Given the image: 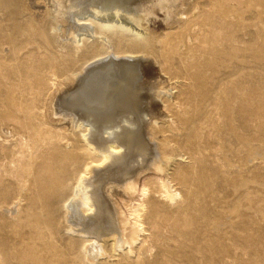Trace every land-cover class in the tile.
Returning a JSON list of instances; mask_svg holds the SVG:
<instances>
[{"label":"bare ground","instance_id":"1","mask_svg":"<svg viewBox=\"0 0 264 264\" xmlns=\"http://www.w3.org/2000/svg\"><path fill=\"white\" fill-rule=\"evenodd\" d=\"M35 1L42 12L32 11ZM1 2L0 14L13 7L20 19L0 25V134L13 139L0 136V264H96L132 254L148 242V211L159 228L160 199L176 204L186 197L176 185L194 187L195 169L169 173L184 151L202 157L201 140L213 135L220 149L227 119L239 140L250 141L239 159L262 142L264 0ZM160 12L167 25L156 35L148 24ZM45 20L56 31L53 43L69 52L50 50ZM137 55L153 58L158 80L150 82L151 64ZM226 78L251 137L237 125L236 106L222 107ZM215 85L220 90L212 95ZM172 107L175 119L156 130ZM183 130L184 141L165 137ZM157 133L163 139L152 146ZM211 156L225 174L235 167L226 154Z\"/></svg>","mask_w":264,"mask_h":264},{"label":"rangeland","instance_id":"2","mask_svg":"<svg viewBox=\"0 0 264 264\" xmlns=\"http://www.w3.org/2000/svg\"><path fill=\"white\" fill-rule=\"evenodd\" d=\"M9 1L11 0H5V3L9 4ZM0 3H2L1 0ZM34 4L35 8L32 11L36 10L35 13L42 12L43 9L41 8H44V5L36 1ZM14 11L15 8L13 7L4 9L3 13L0 14L1 26H14L20 19V17L11 15ZM163 14L165 15L164 12L158 13L153 23L148 24L150 32L156 35L164 33L167 18ZM23 16L25 19L30 17L29 13H25ZM48 22V20H45V23L42 24V36L52 43L50 50L56 54L69 52L70 47L61 51L53 43L56 31L48 27ZM155 29L156 31H154ZM95 40L93 39L89 43ZM82 52L84 51L81 50L79 54ZM109 54V57H114L112 52ZM136 57L143 59L145 56L137 55ZM136 57H134V60ZM144 59L151 64L150 82L153 83L156 79L158 80V75L160 74L158 73L159 66L151 61L153 58L145 57ZM92 64L91 62L85 64L84 68ZM230 80V78H226L222 83L228 89L227 96L222 98V107L236 106L237 125L240 126V130L242 128L246 134H249L252 129L249 133L247 132L249 125L245 122V116L240 114L239 106L242 104H240L239 93L229 85ZM183 83L181 82L177 87L179 88ZM218 88L217 85L211 88L212 95L219 92L220 89ZM178 93H180L179 89H175L171 99L176 100ZM169 100V97L163 96L164 102ZM161 103L160 100H155V104L163 109ZM162 109L161 111H163ZM170 111L173 112L163 113V117L166 120L160 118L156 130L167 129L168 121L175 119L173 114L177 113V111L174 107ZM116 116H118V113ZM116 116L115 122L119 123L120 120H116V118L119 117L120 119L122 115ZM145 117L147 115L143 117L144 121L149 119V116L147 119ZM229 124L228 119L222 123L220 133L224 136L220 149L217 148L214 135L211 137L206 136L201 140L202 157L193 155L189 151H184L182 153L183 160L177 158L176 160L180 161L171 163L169 173H174L184 165H186L184 166L185 169H195L194 175H192L195 185L188 191L187 189L184 190L182 186L176 185V188L183 190L186 194L184 200H180L176 204L166 205L160 199L158 209L162 211V217L157 222L159 223V228L154 227L150 221V218L154 216V210L150 209L148 211L149 213L145 218L149 235L148 242L139 250L135 249L132 254L118 252L112 259L102 256L96 264H264V136L262 137V142L254 151L250 148L249 151L244 149L239 159L237 157L238 151L242 150V145H247L250 141L243 142L239 140L237 134L229 127ZM196 126L194 128L199 127V125ZM119 131L120 129L117 130V132ZM260 132L262 136L264 130ZM185 134L184 130L181 133L169 132L165 133V137H171L175 141H184L186 140ZM0 136L6 142H10L9 144L13 142V139L6 137L4 134H0ZM249 136L251 137L250 134ZM104 137L107 136L104 135ZM156 137L154 139L147 137L152 146L154 144L157 145L158 140L163 139V135L160 133H157ZM198 139L200 138L198 137ZM208 142H213V148L209 147ZM8 143L6 145H9ZM215 152L220 156V160L221 156L226 154L229 160L233 162L235 167L229 169L230 171L227 174L221 168V163L211 156ZM201 162L205 163L204 167ZM224 163L227 166L230 165L229 162ZM240 166L242 168H239ZM146 172L148 173L149 170H142L141 174L144 175V178L148 177ZM69 184L70 182H68L64 191L57 196L68 191ZM57 196L54 198L55 202L58 201L59 197ZM53 208V211L57 214L61 213L59 205H55ZM4 215L9 219L7 214ZM60 235L63 240L68 239L67 233L63 230L60 231Z\"/></svg>","mask_w":264,"mask_h":264}]
</instances>
